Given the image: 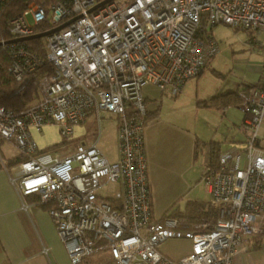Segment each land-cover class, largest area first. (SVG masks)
<instances>
[{"label": "built area", "instance_id": "2783aa9c", "mask_svg": "<svg viewBox=\"0 0 264 264\" xmlns=\"http://www.w3.org/2000/svg\"><path fill=\"white\" fill-rule=\"evenodd\" d=\"M11 0H0V12ZM30 0L9 19L15 38L65 26L44 36L52 72L39 80L38 98L18 111L0 106V141L22 158L2 160L22 196L46 208L72 264L107 250L109 264H234L243 236L264 235V121L262 80L239 92L244 141L206 167L214 219L155 218L147 174L143 87L176 96L199 76L218 48L212 27L223 23L264 44V0ZM32 22L28 23L27 15ZM16 80L43 62L23 41L6 44ZM264 56V50H262ZM116 119V159L98 147L102 115ZM92 114L95 139L65 155L44 151L33 134L56 124L69 140ZM12 165L11 168L9 165ZM114 184L113 191L101 189ZM30 204L23 203L28 209ZM185 239L190 251L172 259L159 251L167 239ZM44 252L46 249L43 250Z\"/></svg>", "mask_w": 264, "mask_h": 264}, {"label": "rangeland", "instance_id": "374dc122", "mask_svg": "<svg viewBox=\"0 0 264 264\" xmlns=\"http://www.w3.org/2000/svg\"><path fill=\"white\" fill-rule=\"evenodd\" d=\"M26 20L31 23V15L28 14ZM212 35L218 50L211 64L197 78L188 79L176 96L160 94L151 85L144 86L142 90L143 95L149 97L146 108L159 106L158 117L149 120L144 128L147 174L153 199L152 215L155 218H160L172 204L183 208L187 201L194 198L202 200L207 196L202 175L207 167L209 150L202 146L203 149H199L194 159L191 146L197 137L207 140L205 142L210 139L223 140L227 134L225 122L242 113L237 104L230 106L226 117L222 118L220 109L198 105L202 97L240 79L232 67L248 61L249 52L254 48L249 45L251 35L241 28L219 23L212 27ZM231 130L234 134H242L238 127L232 126ZM97 133L96 120L89 114L84 123L74 127L71 138L58 147L56 153L61 156L71 153L78 141L89 144ZM34 138L38 147L45 148L60 141L62 136L58 126L51 124L35 132ZM236 144L229 140L221 142V146L225 145L228 151ZM98 147L110 160L115 159L116 123L115 116L110 113L102 115ZM16 150L7 142L0 145V151L5 156ZM115 187L108 184L101 191L108 193ZM158 248L167 256L178 259L188 252V243L184 239L172 238L162 242Z\"/></svg>", "mask_w": 264, "mask_h": 264}, {"label": "crops", "instance_id": "0c3cea01", "mask_svg": "<svg viewBox=\"0 0 264 264\" xmlns=\"http://www.w3.org/2000/svg\"><path fill=\"white\" fill-rule=\"evenodd\" d=\"M249 43H250V39H249ZM262 50H264V44L262 43L256 44L254 48H252V52L251 53L249 52L248 61H245L242 64H238L232 67L233 71L239 74L238 77L240 79L234 81L233 84L223 87L222 89H215L213 93H209L205 98L219 93H225L229 91H239V89H243L247 86L261 82L262 64H264V56H262ZM211 61L212 60L210 59L206 66L210 65ZM159 93L168 95V93L166 92H159ZM143 97H144L145 107H147V100L149 99V97L144 95ZM205 98L202 97L200 100ZM158 107L159 106H156L155 108L152 109L146 108V111L147 110L153 111L158 109V115H159ZM229 108L230 107H227L225 109H220L222 118L226 117V113L229 112L228 110ZM242 120H243V113H240V115H238L237 118L235 119H229L228 122H225L227 134L223 136V140H214V139L209 140V141H215L218 144L217 146L219 148L220 153L228 150L225 145L221 146L222 141L229 140V141L237 142V144L233 148L239 146L244 141L245 136L240 128ZM115 123H116V119H115ZM232 126L238 127L241 130L242 134L241 133L234 134L233 131L231 130ZM148 135L150 136L149 133ZM33 138H34V134H33ZM203 140L204 139H202V141ZM3 142L6 141L1 140L0 145ZM56 143L50 144L48 146L55 145ZM258 143L261 146L264 145V121H262L259 126ZM116 146H117V139H116ZM57 148L58 146L53 151H56ZM191 148H192L191 154L193 155L194 142ZM41 149L44 148L41 147ZM145 154H146V150H145ZM115 155H116V151H115ZM192 155L190 157H192ZM18 157H20V153L18 152V150H16V152H14L13 154H9L6 156L3 155L2 152L0 151V158L2 160L9 161V163L12 162L11 164H14L13 162H15V160ZM116 158L117 157L115 156V159ZM204 190L207 196L202 200L208 201L210 197V193L205 184H204ZM150 191H151V209H153L151 185H150ZM35 199L36 197L34 195L22 196L19 193L17 188L10 183L7 169L0 161V264H72L67 256L63 244L61 243V241L57 236L55 227L46 211V208L44 206L36 204ZM194 199L200 200V198H194ZM23 203L30 204L28 209L23 208L22 206ZM186 241L188 243V252H189L190 242L188 240ZM44 249H46L45 252L43 251ZM238 251L239 252L234 258V264H264V235L261 236L244 235L242 243L238 247ZM110 262H111V257L109 252L107 250H102L84 259L79 264H109Z\"/></svg>", "mask_w": 264, "mask_h": 264}, {"label": "trees", "instance_id": "16d2710c", "mask_svg": "<svg viewBox=\"0 0 264 264\" xmlns=\"http://www.w3.org/2000/svg\"><path fill=\"white\" fill-rule=\"evenodd\" d=\"M30 0H11L4 9L0 12V41L4 42L0 45V106H4L7 109L18 111L33 103L39 95V80L52 72V65L46 59L45 38H35L31 40L23 41L24 45L35 51L40 57L43 58V62L32 72L24 74L20 80L14 79L8 73V67L11 60L8 55V49L6 44L15 36L9 29L8 21L10 18L15 17L22 13L27 3ZM44 27L40 24L35 27V32L40 33ZM250 34V33H249ZM6 42V43H5ZM247 88L239 89V91H229L225 93H219L199 100L198 105L225 109L230 106L239 104V92L245 91ZM158 116V109L153 111H146L145 123ZM64 138H61L55 145H51L42 150L53 151L57 146H63L66 143ZM215 141H202L199 138H195L194 141V159L197 157L199 149L202 150V146H205L209 150V158L207 167L215 168L219 162L220 152ZM22 156L18 157L14 164L17 163ZM12 163V162H11ZM183 217L190 221H198L200 218L214 219L217 216L216 210L209 206L208 201L203 200H189L185 203L183 208L172 204L161 216ZM261 236V235H257Z\"/></svg>", "mask_w": 264, "mask_h": 264}, {"label": "water", "instance_id": "95a60500", "mask_svg": "<svg viewBox=\"0 0 264 264\" xmlns=\"http://www.w3.org/2000/svg\"><path fill=\"white\" fill-rule=\"evenodd\" d=\"M107 1H109V0H102L100 3H98L97 5H102V4H104L105 2H107ZM66 25V23L65 24H63V25H60V26H58L57 28H54V29H52V30H48V31H45V32H40V33H35V34H31V35H28V36H23V37H19V38H14V39H11V40H9V41H6V42H13V41H26V40H31V39H35V38H42V37H44V36H46L47 34H49L50 32H52V31H54V30H57V29H59V28H61V27H63V26H65ZM5 42V43H6ZM4 42H2V41H0V45H2Z\"/></svg>", "mask_w": 264, "mask_h": 264}]
</instances>
